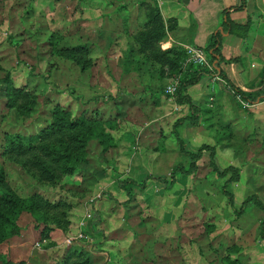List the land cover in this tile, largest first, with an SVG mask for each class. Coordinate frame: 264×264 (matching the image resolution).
<instances>
[{"label": "rangeland", "instance_id": "obj_1", "mask_svg": "<svg viewBox=\"0 0 264 264\" xmlns=\"http://www.w3.org/2000/svg\"><path fill=\"white\" fill-rule=\"evenodd\" d=\"M120 1L0 0V235L16 230L0 264H264V99L213 73L180 88L198 113L179 138L238 176L202 149L194 172L158 180L187 165L172 127L188 103L165 90L182 73L139 49Z\"/></svg>", "mask_w": 264, "mask_h": 264}, {"label": "crops", "instance_id": "obj_2", "mask_svg": "<svg viewBox=\"0 0 264 264\" xmlns=\"http://www.w3.org/2000/svg\"><path fill=\"white\" fill-rule=\"evenodd\" d=\"M129 4L132 6L129 7ZM148 6L157 7L163 27V36L157 40L159 48H203L215 35L217 42L214 47H217L218 53L213 61H217L223 77L218 75V79H214L218 83L221 82L219 79L224 80L226 85L230 83L243 92H253L260 87L264 78V0L120 1L123 19L127 24L138 21V29L143 28L148 20ZM129 12L135 15L128 17ZM230 57L233 59L226 60ZM205 77L208 78L207 75ZM200 81L202 76L187 85L186 90ZM17 239H9L10 254L18 247L15 243Z\"/></svg>", "mask_w": 264, "mask_h": 264}, {"label": "trees", "instance_id": "obj_3", "mask_svg": "<svg viewBox=\"0 0 264 264\" xmlns=\"http://www.w3.org/2000/svg\"><path fill=\"white\" fill-rule=\"evenodd\" d=\"M155 7L148 6V10H147L148 20L144 24L143 28H141L140 30L136 32V35L138 37V42H139V49H141L143 52H145L146 55H149L150 58L152 57L160 64H167L168 68H172L174 65H176V67H178V70L181 71L179 69V59L184 55V50L182 48H175V47L161 49L159 48L157 44V40L163 36V27H162L161 20L157 13V9H156L157 7L156 8ZM216 42H217L216 36L212 35L210 39L207 41V43L203 46L204 51L206 52V54L209 56V58L212 61V71L206 69L205 67H200L198 65H193L192 67L189 66L190 70L181 72L182 76L177 82L178 85H176V88L174 91L176 93L175 99L178 102L188 103V114L186 116H182L178 118L177 120H175L173 127H172V132L174 134L176 142L178 143L179 150L187 158V165L183 166L182 164H175L170 170L169 178H166L164 176L157 177L158 180H161L165 183L169 184L173 180L177 172H181V173L194 172L197 166L196 164L197 159L199 158L202 149L209 150V153H210L209 164L215 175L222 176L225 174V172L230 171L228 180H235L238 176V168L236 166L228 165L222 169H219L215 165L214 160L212 158L213 157L212 156L213 147L211 145L202 144L195 151L190 150L185 147L184 143L179 138L176 132V129H175V126L179 125L183 119H185V121L190 125L195 124L197 113H198L197 108L190 103L189 98L187 96L185 95L180 96V93H179L180 88H184L186 85L195 83L204 74L210 75L212 73H217V75H219L220 77L221 76L223 77V73L217 67V61H213V59L215 58V55L218 53L217 47H214L216 45ZM58 52L62 53L65 56L72 57L77 62H80L82 65L87 64V58L85 57V50L82 47H70V48L62 47L58 49ZM231 59H233V57L227 58L226 60L229 61ZM228 84L234 90H237L241 94V96L250 103L259 101L262 98H264V78L261 80L260 87L253 92H243L239 88L232 86V84L230 83ZM131 184L142 185V181L137 182L136 180L132 178H123L117 181V186L123 189L125 192H128V187ZM226 195L229 201H231L232 200L231 194L227 192ZM6 197L8 201H11L13 205H15V202H14L15 200L14 198L11 197V195L7 194ZM247 199H249V196L246 197L242 201V205L247 201ZM254 201H257V199H255ZM258 203L264 211V206L260 202ZM9 220L10 219H9L7 211L4 208H2V206H0V228L3 222L9 221ZM15 232L16 230H13L12 232H8L7 234L4 233L5 235L4 234L0 235V240L4 239L5 236H7L8 234L15 233ZM259 236L262 239H264V216L263 218L260 219Z\"/></svg>", "mask_w": 264, "mask_h": 264}, {"label": "built area", "instance_id": "obj_4", "mask_svg": "<svg viewBox=\"0 0 264 264\" xmlns=\"http://www.w3.org/2000/svg\"><path fill=\"white\" fill-rule=\"evenodd\" d=\"M155 2L158 3L159 0H155ZM182 49L184 50V55L179 59V69L181 70V72L189 71L190 64L198 65L200 67H205L206 69L212 71V61L203 48L195 47V46H184ZM212 75H214L213 78L218 79L217 74L213 73ZM175 88H176V84L174 82H169L166 85L165 90L167 92L173 93ZM230 90L231 92H235L236 97L239 98L241 101H243L241 99L243 97L237 90H233L232 87L230 88ZM244 100L246 99L244 98ZM245 103H250V102L246 100Z\"/></svg>", "mask_w": 264, "mask_h": 264}]
</instances>
